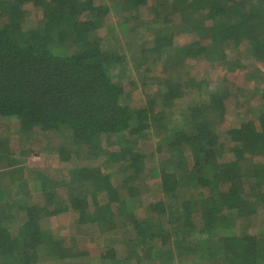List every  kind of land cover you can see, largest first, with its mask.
<instances>
[{"label": "trees", "instance_id": "16d2710c", "mask_svg": "<svg viewBox=\"0 0 264 264\" xmlns=\"http://www.w3.org/2000/svg\"><path fill=\"white\" fill-rule=\"evenodd\" d=\"M0 118V264H264V0H0ZM36 129L71 139L45 168L15 150ZM71 215L92 249L45 227Z\"/></svg>", "mask_w": 264, "mask_h": 264}, {"label": "rangeland", "instance_id": "374dc122", "mask_svg": "<svg viewBox=\"0 0 264 264\" xmlns=\"http://www.w3.org/2000/svg\"><path fill=\"white\" fill-rule=\"evenodd\" d=\"M33 11V10H32ZM142 12H144V14H148V11L146 12L145 9L142 10ZM36 13V12H34ZM41 14V12H40ZM144 15H142L143 17ZM146 17V16H144ZM147 17H149L147 15ZM115 22H117V17L115 18L113 16V19L111 21L112 24H115ZM107 31L106 27H103L100 30V34L104 35ZM150 31L149 30H144L142 32V35L148 34ZM115 37L117 39H122L125 42V37L124 36H120L119 33H117V35H115ZM176 41L181 44V43H186L188 41H191L193 39V37L191 36V34H181V35H176L175 36ZM141 40L139 37L135 38L134 40V44H132L131 46H129L127 44V56L129 59H132V49L134 50L136 46H140V44L138 41ZM126 43V42H125ZM129 47H132L129 48ZM244 51V48L241 47L240 50L237 49L235 51L230 50L229 51V55L230 57H232L233 55L239 57L238 55H242ZM134 59V58H133ZM190 65L188 67V69L190 71H192L194 74H204V73H211L209 75V78L212 79L211 81H213L211 83V87L215 88L216 86V82H214V80H216L219 76L222 75V65H216L217 64V59L215 61H212L210 59H205L204 57L195 60L192 58H189L187 61ZM135 65L132 64V67H134ZM131 72V71H130ZM138 75V72H137ZM140 76V74H139ZM207 77V76H205ZM136 78V76H135ZM229 78V82L226 84L228 87H230L231 89H234V87L231 86V83H234L235 85L238 84L243 85L244 87H247L248 84L250 83V81L248 79H246V77H236V78ZM235 81V82H234ZM239 82V83H238ZM140 82H138L139 84ZM255 83V81H254ZM230 89V90H231ZM233 91V90H232ZM143 95H144V91L141 90L140 88L134 87V90L131 92V105L132 106H141L143 104ZM241 115L239 113H229L228 115V119L233 121V122H237V120H239L241 117ZM8 127V123L1 121L0 118V130H7L5 127ZM37 132L30 135L29 139H26L25 143L20 142L18 144L17 149H15L17 151V153H21V151H29V148L32 149V152L29 154L25 153V159H23L24 161L26 160V162L31 166V167H35V168H45V164L47 163V161L49 160V158L51 156L57 155L58 152H56V150L58 149V147L60 145H68L70 146V138L66 137V138H62L59 136H52L51 134L48 133H44L42 131H40L39 129H36ZM52 136V137H51ZM49 138V139H48ZM64 142V143H63ZM18 143V141H17ZM151 144V142H146L144 143L143 147H147ZM31 145H33L31 147ZM153 151V150H152ZM46 152V155H44L43 153ZM48 154V155H47ZM55 161H57V159H55ZM54 165H57L55 162H53ZM115 185H118L117 182H115ZM161 195V193H160ZM32 199H30V201H41V198L38 195L33 194ZM152 199H155V197H151L146 199L147 202L151 201ZM264 213V209H261V211L259 212L258 216L254 217L252 221H250L249 227L248 228H244L247 231H249L250 233L253 234H259L262 233L261 235L264 236V217H262V214ZM50 219V220H49ZM48 222H45V227H48L50 229H53V233L55 235H63V245L65 247H70L71 251L76 250L77 248H79L81 250V247L86 246L87 248L89 247L90 249H92L96 244V238L97 236L99 237V233L97 230H95L92 234H86V230H81L78 226L75 224L74 218L73 216H65L62 218H57V217H53V218H49ZM242 229H239L238 231L240 232ZM103 242V241H101ZM107 242L102 244V248L98 250V255L101 252V250H106L107 246H106ZM125 246V245H124ZM112 247H114L115 251L120 255H124L125 254V250L123 251V245L122 244H112ZM127 248V247H126ZM96 253V252H95ZM91 257L89 258L90 260H92L95 264L97 261V257L94 253H92L90 255ZM43 259H45L46 255H43ZM47 261L45 260H40L41 263L39 264H59L57 262L58 259H54L52 256H47ZM73 260V259H79L81 261V256H77V257H70L67 258L66 260ZM134 262L136 263V260H134ZM98 264H101L100 262H98ZM154 264H166V260L162 259V256L160 259H158V261H156Z\"/></svg>", "mask_w": 264, "mask_h": 264}]
</instances>
